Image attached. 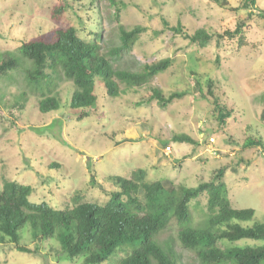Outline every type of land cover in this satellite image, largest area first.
<instances>
[{"label": "rangeland", "instance_id": "rangeland-1", "mask_svg": "<svg viewBox=\"0 0 264 264\" xmlns=\"http://www.w3.org/2000/svg\"><path fill=\"white\" fill-rule=\"evenodd\" d=\"M115 1L117 17L110 0H0V61L6 52L19 58L16 68L0 76V186L4 180L28 184L30 201L63 209L81 201L105 203L118 189L112 175L130 178L142 169L146 182L194 187L225 166L223 182L232 207L254 210L253 219L242 225L263 223L264 123L259 116L264 0L247 8H242V0H227L223 7L213 0ZM59 3L64 10L55 20L52 9ZM241 22L240 45L238 35L224 32ZM177 23L186 34L203 28L211 38L205 46L191 43L170 29ZM119 24L144 30L130 50L113 56L110 50L120 44ZM70 26L84 41L96 42L114 69L141 72L144 64L164 58L170 65L139 86L115 78L121 92L117 97L108 95L96 77V103L78 119L81 110L69 106L72 81L57 69L47 82H29L26 70L31 63L19 51L25 40ZM154 88L164 96L185 94L163 106L154 98ZM44 96L57 97L59 108L40 112ZM216 103L223 113L229 112L222 122ZM180 134L195 143L174 140ZM247 139H259L262 145L245 146ZM206 200L204 193L190 202L193 226L203 224ZM178 229L171 220L156 238L162 244L167 241L182 264H200L196 254L181 245ZM20 243L31 248L37 244L28 224L20 230ZM220 243L264 245V240ZM129 252L123 246L100 264H115ZM0 264H83V256L67 258L55 237L40 241L38 254L18 251L5 240L0 243Z\"/></svg>", "mask_w": 264, "mask_h": 264}, {"label": "trees", "instance_id": "trees-1", "mask_svg": "<svg viewBox=\"0 0 264 264\" xmlns=\"http://www.w3.org/2000/svg\"><path fill=\"white\" fill-rule=\"evenodd\" d=\"M221 7L227 0H213ZM116 17L120 8L115 0ZM256 0H242V8L255 5ZM64 10L62 3L52 9V16L58 20ZM167 26V22L163 20ZM243 23L236 25L225 35H238V42L243 43L241 29ZM182 34L191 43L205 46L211 35L203 28L193 34L182 32L180 23L170 27ZM120 44L110 50L118 56L124 50H130L144 30L142 26L125 29L118 26ZM22 57L30 61L26 70L29 82L39 85L50 79V73L61 70L72 81L69 106L81 110L78 119L89 114L96 103V77L105 87L107 94L117 97L121 93L115 78L126 82L129 87L139 86L146 80L164 71L171 60L161 59L144 64L141 72L114 69L111 62L100 54L99 45L81 39L74 27L55 28L25 40L19 47ZM19 65V58L6 52L0 61V76ZM50 72H46V70ZM208 82V92L212 94ZM185 94L184 91L172 92L168 96L157 88L153 90L154 98L163 106L174 98ZM216 99V98H215ZM60 101L55 96H44L38 103L42 113L55 111ZM219 108L218 104L216 103ZM218 118L222 122L229 112L218 109ZM260 120L264 123V95ZM178 142L194 144L195 140L186 134L173 137ZM262 145L261 140L247 139L245 146ZM57 165V164H54ZM227 168L219 167L212 177L194 187L180 185L174 187L171 182H146L145 171L137 169L131 177L112 175L111 180L118 187L110 192L103 204L81 201L72 207L56 209L48 203L32 202L29 196L32 187L14 180H4L0 186V243L7 240L15 249L33 254L39 253V242L55 237L66 257L73 259L83 256V264H100L106 261L117 249L127 246L130 252L115 264H182L174 250L165 241L160 243L156 236L175 220L178 224V239L181 245L193 251L200 264H264V245H229L239 240H264V222L243 226L242 222L254 217L252 208L235 209L227 196L223 176ZM233 169L231 172H235ZM207 195L206 217L203 224L193 226L189 205L202 194ZM25 224L30 227L31 237L37 244L31 248L20 243V230Z\"/></svg>", "mask_w": 264, "mask_h": 264}]
</instances>
